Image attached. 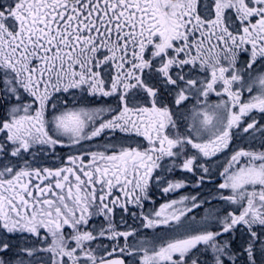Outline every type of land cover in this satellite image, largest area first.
Returning a JSON list of instances; mask_svg holds the SVG:
<instances>
[{
	"label": "snow or ice",
	"instance_id": "6c2138e0",
	"mask_svg": "<svg viewBox=\"0 0 264 264\" xmlns=\"http://www.w3.org/2000/svg\"><path fill=\"white\" fill-rule=\"evenodd\" d=\"M0 264H264V0H0Z\"/></svg>",
	"mask_w": 264,
	"mask_h": 264
},
{
	"label": "flooded vegetation",
	"instance_id": "af4514ba",
	"mask_svg": "<svg viewBox=\"0 0 264 264\" xmlns=\"http://www.w3.org/2000/svg\"><path fill=\"white\" fill-rule=\"evenodd\" d=\"M215 179H219L218 177H216ZM212 185L211 184H208V183H206L205 184V186H204V188L203 189H205V188H207V187H211ZM188 189H193L194 190V193L196 194V189H194V188H188ZM182 191V190H181ZM202 191V190H201ZM174 195L175 194H169V196H164L162 193H160V192H157L156 193V196H155V200H156V205H158V204H160V203H163V202H166V200H168V199H170V198H174ZM149 206H151V205H149Z\"/></svg>",
	"mask_w": 264,
	"mask_h": 264
},
{
	"label": "rangeland",
	"instance_id": "374dc122",
	"mask_svg": "<svg viewBox=\"0 0 264 264\" xmlns=\"http://www.w3.org/2000/svg\"><path fill=\"white\" fill-rule=\"evenodd\" d=\"M209 188H210V187H207V188H205V189H202V192L206 193V192L208 191ZM181 194H184V195H190V194H195V193H194V190H193V189H186V190H182V191H181ZM174 198H178V197H177V194L174 195ZM163 203H164V202H163ZM160 204H161V203H160ZM149 207H151V206H149ZM156 207H159V204L156 205Z\"/></svg>",
	"mask_w": 264,
	"mask_h": 264
}]
</instances>
